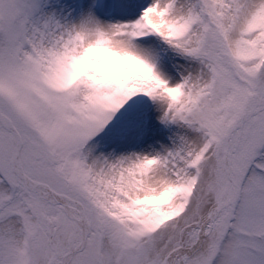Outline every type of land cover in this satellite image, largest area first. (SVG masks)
Returning a JSON list of instances; mask_svg holds the SVG:
<instances>
[{"label": "snow or ice", "instance_id": "1", "mask_svg": "<svg viewBox=\"0 0 264 264\" xmlns=\"http://www.w3.org/2000/svg\"><path fill=\"white\" fill-rule=\"evenodd\" d=\"M0 264H264V0H0Z\"/></svg>", "mask_w": 264, "mask_h": 264}]
</instances>
